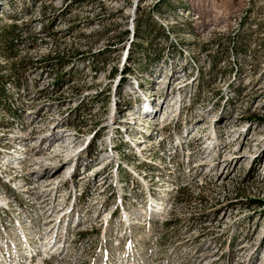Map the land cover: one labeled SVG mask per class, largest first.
<instances>
[{"label":"rangeland","instance_id":"1","mask_svg":"<svg viewBox=\"0 0 264 264\" xmlns=\"http://www.w3.org/2000/svg\"><path fill=\"white\" fill-rule=\"evenodd\" d=\"M1 1L6 15L0 19V31L17 26L25 43L16 60L15 55L2 53L0 37V72L21 67L33 72L39 63L49 62L56 68L47 76L48 71L40 72L38 84L45 87V80L52 84L59 78L61 86L52 99L55 103L91 101L90 74L83 71V61L92 55L97 59L106 56L113 45H117L113 53L120 60L126 42L129 47L139 42L136 32L152 40V30L158 36L155 54L172 57L190 78L185 92L193 90L198 103L214 105L216 120L211 126L215 130L223 123L218 105L227 98L224 123L233 142L225 148L222 165L204 178L190 179L176 193L163 219L162 210L151 212L154 207L144 208L150 213L147 218L142 217L141 208L126 212V216L119 209L116 238L120 239V256L114 261L123 262L130 246L127 264H264V121H258L264 118V0ZM125 59L118 83L129 81L134 67L133 54L129 52ZM172 69L168 84L173 78H183L182 73L174 74L177 66ZM76 73L81 79L72 84ZM158 78L162 77H151V87ZM129 85L119 89L122 97L125 93L132 99ZM203 120L204 116L196 124ZM185 124L183 129L189 131L196 125L192 121ZM175 156L170 162L161 161L160 168L178 176L182 170L185 175L188 168L194 169L196 176L203 177L197 157ZM175 162L178 166H173ZM168 175L164 178L167 181L174 178ZM50 176L53 174L44 178ZM159 186L165 191L162 206L169 201L168 191L165 184ZM249 200H258L260 205L251 206ZM95 234L85 240L89 249L80 257L83 260H98Z\"/></svg>","mask_w":264,"mask_h":264},{"label":"bare ground","instance_id":"2","mask_svg":"<svg viewBox=\"0 0 264 264\" xmlns=\"http://www.w3.org/2000/svg\"><path fill=\"white\" fill-rule=\"evenodd\" d=\"M5 15L1 6L0 19ZM23 43L21 39L15 59ZM116 47H109L106 56L92 55L83 61L92 95L85 103L52 101L61 86L59 78L52 84L45 80V87L38 84L40 72L48 71L47 76L56 68L47 61L33 72L22 67L0 72V264H35L41 259L49 264H127L130 246L123 262L114 261L120 256L119 209L126 216L141 208L147 218L150 213L144 208L154 207L151 212L162 210L163 219L190 179L204 178L222 165L225 148L233 142L224 123L227 98L218 105L223 123L215 130L214 105L198 103L193 90L185 92L190 78L172 57L154 53L144 61L126 42L119 60L113 53ZM129 52L134 55L130 80L118 83ZM176 66L174 74L182 73L183 78L168 84V73ZM156 76L162 78L151 87V77ZM80 79L76 73L70 83ZM127 83L132 99L125 93L121 96L119 88ZM203 116L204 122L196 124ZM187 121L196 124L190 131L183 129ZM147 134L153 137L148 139ZM177 153L188 155V160L197 157L203 177L196 176L194 169L188 168L185 175L182 170L178 176L160 168L161 161L170 162ZM167 175L174 178L167 181ZM160 183L165 184L169 200L162 206L165 191ZM94 232L98 260L86 261L80 257L88 252L85 240Z\"/></svg>","mask_w":264,"mask_h":264},{"label":"trees","instance_id":"3","mask_svg":"<svg viewBox=\"0 0 264 264\" xmlns=\"http://www.w3.org/2000/svg\"><path fill=\"white\" fill-rule=\"evenodd\" d=\"M181 9L182 11L185 9V7H181L179 8ZM185 10H188V9H185ZM13 29L11 31H6V30H2L0 31V37H1V40H2V53L5 54V55H8V54H13L16 56V52H17V45L20 43L21 41V36H20V29L19 27L17 26H14L12 27ZM150 33V32H149ZM152 33L153 35L151 34L150 37L153 36V39L150 40V39H146V38H143V37H139L141 36L140 34H138V32H136V38L137 40H139L140 42H138L135 47H134V50L136 53L138 54H141L143 56V60L144 61H148V60H151V54H154V50L155 49V46H154V40L155 38H157L158 36H155L154 34H156V31L155 30H152ZM143 38V39H141ZM147 41V45L144 46L142 45L141 41L144 42ZM150 55V56H149ZM141 62V61H139ZM142 62H141V67H142ZM143 71H145V67L143 66ZM141 68V69H142ZM0 81H1V78H0ZM3 96V90H2V87L0 85V98H2ZM258 121H264V118H260L258 119ZM251 204V206H257V205H260V201L258 200H249V205Z\"/></svg>","mask_w":264,"mask_h":264},{"label":"built area","instance_id":"4","mask_svg":"<svg viewBox=\"0 0 264 264\" xmlns=\"http://www.w3.org/2000/svg\"><path fill=\"white\" fill-rule=\"evenodd\" d=\"M16 60H17V57H16ZM60 175H61V173H60ZM35 264H49V263L45 259H41V260H37L35 262Z\"/></svg>","mask_w":264,"mask_h":264}]
</instances>
